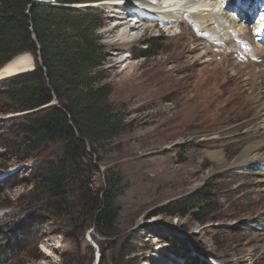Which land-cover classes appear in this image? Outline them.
<instances>
[{
    "label": "rangeland",
    "instance_id": "374dc122",
    "mask_svg": "<svg viewBox=\"0 0 264 264\" xmlns=\"http://www.w3.org/2000/svg\"><path fill=\"white\" fill-rule=\"evenodd\" d=\"M73 1L66 6L100 15L98 34L111 100L133 127L104 153H91L98 167L92 187L99 197L109 193V174L121 175V191L112 199L117 218L104 236L89 225V205L76 191L49 200L39 174L43 161L55 157L59 146L32 151L9 120L13 113H0L4 264H264V161L235 164L246 145L264 144L263 101L258 105L252 100L245 82L249 71L251 79L260 75L264 0H219L221 7L216 8L223 11L228 3L237 7L238 27L257 29L251 47L260 46L262 53L251 47L245 51L244 43L225 52L246 66L244 77L230 69L222 74L214 70L221 60L218 49L224 46L209 45L201 35L210 34L192 22L172 28L159 24L149 34L140 29L122 41L118 33L108 34L115 18H109L108 9L91 5L97 0ZM156 37L162 38L159 53L138 57L153 51L149 41ZM175 41L180 48L172 46ZM203 46L213 47L212 61L199 56ZM263 151L264 146L259 153ZM82 170L87 177L89 166ZM200 192H206L211 204L205 223L193 214L166 212ZM124 243L136 250L129 258L123 257Z\"/></svg>",
    "mask_w": 264,
    "mask_h": 264
},
{
    "label": "trees",
    "instance_id": "16d2710c",
    "mask_svg": "<svg viewBox=\"0 0 264 264\" xmlns=\"http://www.w3.org/2000/svg\"><path fill=\"white\" fill-rule=\"evenodd\" d=\"M56 2L0 0V68L25 53H32L36 60L33 70L0 79V113H13L9 120L32 151H43L50 144L59 146L55 157L43 161L39 174L42 191L49 200L73 191L82 195L89 205V225L106 236V229L117 218L112 199L121 191L122 180L118 172L109 174V193L105 199L99 197L92 187L98 167L91 153H104L115 138L133 127L111 100L104 46L98 34L100 15L66 6L76 2L73 0ZM161 40L150 39L153 51H143L138 57L157 55ZM85 164L89 166L87 177L82 170ZM208 198L206 192H200L172 204L166 212L193 214L199 223H205L209 219L205 212L211 208ZM122 249L124 258L136 252L127 243ZM4 254L0 249V264L7 261Z\"/></svg>",
    "mask_w": 264,
    "mask_h": 264
},
{
    "label": "bare ground",
    "instance_id": "6f19581e",
    "mask_svg": "<svg viewBox=\"0 0 264 264\" xmlns=\"http://www.w3.org/2000/svg\"><path fill=\"white\" fill-rule=\"evenodd\" d=\"M155 2H152V0H134V2L127 0H97L91 5L96 6L97 8L109 10V18H115V24L108 29V34L112 36L115 33H118L120 40L122 41H125L132 33L140 29H142L143 34H149V32L154 28H157L159 24L172 28L176 24H179L180 26L183 25L184 27V25H188V22H192L197 26L200 32L205 31L210 34L201 35L202 39L206 40L207 43H210L209 45L216 42L214 44L219 43L220 46H224L223 49H218V55L221 56V60L220 62H217V66L214 67V70H216L217 73L222 74L225 73L226 70L230 69L234 75L244 77L242 69L246 66L238 63L237 61L231 60L227 56L228 53L225 52L228 50L231 53L233 51H237V49H240L239 45L243 43L246 45L245 51H248L253 43L254 36L257 35V29L253 28L252 25H241V27H238L237 7H233L228 3L225 8L221 9L223 11L219 12L216 11L217 7H221L219 0H155ZM82 5L87 4L85 3ZM134 19L136 22L134 24H130V22ZM262 22H264V15ZM137 39L139 38H136V40L131 39L128 42H125V46L134 43ZM172 46L174 48H180L181 44L178 41H175ZM235 47L237 48L235 49ZM251 49L252 52L262 53V48L258 45L251 47ZM212 51L213 47L203 46L199 56L207 58L206 61L210 59V61H212L214 59ZM31 55L32 54L30 53H25L15 57L13 60L0 68V76L10 75L17 69L31 67L33 65ZM126 56L128 58L129 55ZM121 57L124 58V55ZM127 58H125L124 61H126ZM181 58H183V56ZM257 66L259 68L258 73H260V75L256 79H251L249 71V76L245 77V82L247 89L251 94L250 97L252 100L257 102L258 105L259 102L263 101V107L261 108L260 113L264 114L263 55H261V58L257 62ZM164 72L169 73V70L165 69ZM262 146H264V144L261 143L246 145L240 156L236 159L235 164L240 165L250 161H260L261 159L264 161V153H259V149L262 148Z\"/></svg>",
    "mask_w": 264,
    "mask_h": 264
},
{
    "label": "water",
    "instance_id": "95a60500",
    "mask_svg": "<svg viewBox=\"0 0 264 264\" xmlns=\"http://www.w3.org/2000/svg\"><path fill=\"white\" fill-rule=\"evenodd\" d=\"M38 54H40V50H38ZM31 56H32V59H33V65L31 67L17 69L12 74L7 75V76H0V78L8 77V76H11V75H14V74H17V73H21V72H25V71H29V70H33L36 67V60H35V57L33 55H31ZM38 60H40V56L38 57ZM55 102H56V100H54V103Z\"/></svg>",
    "mask_w": 264,
    "mask_h": 264
}]
</instances>
